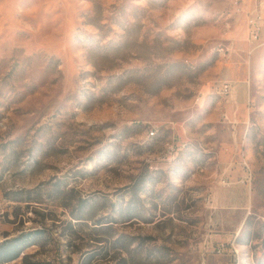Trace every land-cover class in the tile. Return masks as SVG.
<instances>
[{"label": "rangeland", "instance_id": "374dc122", "mask_svg": "<svg viewBox=\"0 0 264 264\" xmlns=\"http://www.w3.org/2000/svg\"><path fill=\"white\" fill-rule=\"evenodd\" d=\"M237 17L0 0V243L42 230L3 264H264V42Z\"/></svg>", "mask_w": 264, "mask_h": 264}, {"label": "built area", "instance_id": "2783aa9c", "mask_svg": "<svg viewBox=\"0 0 264 264\" xmlns=\"http://www.w3.org/2000/svg\"><path fill=\"white\" fill-rule=\"evenodd\" d=\"M234 12L238 15H245L247 20V34L251 42H257L261 39L264 30V0H255L251 5L246 0H230ZM220 49L229 50L222 47ZM232 91V83L225 82L220 89L222 94H230ZM155 131L151 130L150 135L154 136ZM172 149V147H171Z\"/></svg>", "mask_w": 264, "mask_h": 264}, {"label": "trees", "instance_id": "16d2710c", "mask_svg": "<svg viewBox=\"0 0 264 264\" xmlns=\"http://www.w3.org/2000/svg\"><path fill=\"white\" fill-rule=\"evenodd\" d=\"M249 224V216L246 219L245 225ZM42 230H34V232H29L28 234H20L14 238L6 239L0 243V264L5 262L13 261L22 256L24 252V247L19 246V241H21L25 236H31L33 234H39ZM104 241V240H98Z\"/></svg>", "mask_w": 264, "mask_h": 264}, {"label": "crops", "instance_id": "0c3cea01", "mask_svg": "<svg viewBox=\"0 0 264 264\" xmlns=\"http://www.w3.org/2000/svg\"><path fill=\"white\" fill-rule=\"evenodd\" d=\"M248 3H250L251 5H253L255 3V0H246ZM242 20L245 24V26L247 27V20H246V16L245 15H241L237 17V21ZM261 41L264 42V30L262 32L261 35Z\"/></svg>", "mask_w": 264, "mask_h": 264}]
</instances>
